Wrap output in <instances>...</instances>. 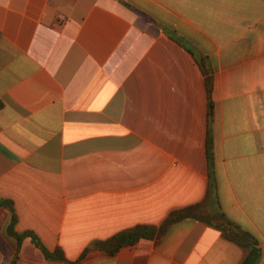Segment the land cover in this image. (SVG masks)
I'll return each instance as SVG.
<instances>
[{
  "label": "crops",
  "instance_id": "obj_1",
  "mask_svg": "<svg viewBox=\"0 0 264 264\" xmlns=\"http://www.w3.org/2000/svg\"><path fill=\"white\" fill-rule=\"evenodd\" d=\"M264 264V0H0V264H240L244 249L187 218L211 190Z\"/></svg>",
  "mask_w": 264,
  "mask_h": 264
},
{
  "label": "trees",
  "instance_id": "obj_2",
  "mask_svg": "<svg viewBox=\"0 0 264 264\" xmlns=\"http://www.w3.org/2000/svg\"><path fill=\"white\" fill-rule=\"evenodd\" d=\"M2 105L0 104V109ZM213 123H214V105L212 100L209 104V132H208V160L211 169V190L209 198L203 204L191 206L181 211L174 212L158 230L155 226H137L131 230L123 231L112 239L105 242L94 243L91 247L85 250L80 260H83L91 251H101L108 254H115L122 248L132 246L142 239L153 238L159 231H164L173 224L187 218H193L207 223L210 227L221 232L222 236L229 241L240 245L245 256L240 264H258L262 257V250L258 240L248 231L244 230L240 225L233 222L227 217L219 200L218 185L215 177V152L213 140ZM0 206L8 209L11 212V221L8 226V235L17 241L18 251L23 240L31 237L33 243L41 249L48 260L56 262H67L64 253L61 249L54 252L49 251L43 246L39 239L31 233L18 234L15 231L17 224V216L14 212L12 202L0 201ZM12 264H15L14 262Z\"/></svg>",
  "mask_w": 264,
  "mask_h": 264
}]
</instances>
